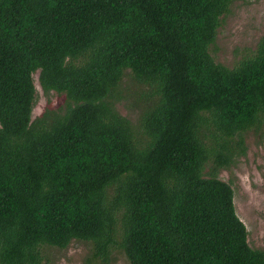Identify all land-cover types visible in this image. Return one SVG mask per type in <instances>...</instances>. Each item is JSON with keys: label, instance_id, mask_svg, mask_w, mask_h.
Returning a JSON list of instances; mask_svg holds the SVG:
<instances>
[{"label": "trees", "instance_id": "16d2710c", "mask_svg": "<svg viewBox=\"0 0 264 264\" xmlns=\"http://www.w3.org/2000/svg\"><path fill=\"white\" fill-rule=\"evenodd\" d=\"M234 2L0 0V264L73 240L98 264H264L218 176L264 131V35L232 68L210 52ZM36 73L64 102L33 118Z\"/></svg>", "mask_w": 264, "mask_h": 264}, {"label": "rangeland", "instance_id": "374dc122", "mask_svg": "<svg viewBox=\"0 0 264 264\" xmlns=\"http://www.w3.org/2000/svg\"><path fill=\"white\" fill-rule=\"evenodd\" d=\"M264 35V0H235L230 11L222 18L215 44L210 52L216 62L232 68L243 57L251 55ZM38 90L33 118L46 108H59L64 96L51 91L44 94L34 74ZM124 96L117 102L118 111L135 120L142 107L138 99L148 85L126 79ZM142 103V104H141ZM246 153L236 158L218 176L229 182L234 190L236 213L248 230V242L252 248L264 249V131L251 129L245 134ZM90 246L73 240L65 249L44 248L42 264H98L89 258ZM110 264H129L121 251L112 255Z\"/></svg>", "mask_w": 264, "mask_h": 264}]
</instances>
